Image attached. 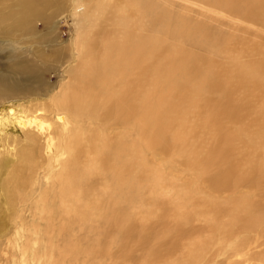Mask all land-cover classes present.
I'll list each match as a JSON object with an SVG mask.
<instances>
[{"label": "bare ground", "instance_id": "bare-ground-1", "mask_svg": "<svg viewBox=\"0 0 264 264\" xmlns=\"http://www.w3.org/2000/svg\"><path fill=\"white\" fill-rule=\"evenodd\" d=\"M172 1L99 0L87 11L97 38L82 31L81 59L68 67L77 69L52 99H32L34 84H42L46 73L36 62L20 60L16 42L8 47L13 75H0V164L19 180L13 188L1 182L0 202H10L1 207L10 212L31 205L40 219L54 212L64 222L100 223L124 243L113 264H122L120 258L124 264H181L161 250H149L142 262L135 257L133 246L141 245L132 240L144 241L146 230L137 232L129 215L145 197L154 207L141 213L143 223L157 217L155 207H166L158 205L157 192L166 190L171 158L208 175L214 249L203 246L208 264L221 258V264H264V0H184L234 21L225 52L216 46L217 57L209 50L197 58V46L209 47L212 31L175 13ZM32 17L42 19L40 12ZM0 39L17 41L4 27ZM254 106L257 116L246 121L244 113ZM192 215L186 211L177 220ZM47 229L29 234L19 264H105L106 237L92 248L71 243L60 249Z\"/></svg>", "mask_w": 264, "mask_h": 264}, {"label": "rangeland", "instance_id": "rangeland-1", "mask_svg": "<svg viewBox=\"0 0 264 264\" xmlns=\"http://www.w3.org/2000/svg\"><path fill=\"white\" fill-rule=\"evenodd\" d=\"M98 1L0 0V27H4L17 40L0 39V75H13L10 68L12 56L9 48L16 42V47L20 48L18 49L17 56L20 53L23 56L20 60L29 63L36 62L46 73L45 81L42 84H34L33 90L30 93L32 99L37 100L42 98L47 100L48 97L52 99L51 96L56 95L60 91V87L68 81V78L73 77V71L77 69L70 70L68 67L75 59H81L78 56L77 50L79 44L81 47L84 43L83 39L85 35L82 31L89 30L90 34L88 37L96 35V32L91 28V23L88 20L89 12L87 11L93 10ZM173 1V5L175 6H168L171 7V10L175 13H179L180 11L187 13L193 20L200 22L203 27L212 31V37L209 42L210 46L206 48L197 46L195 57H201L204 53L209 55V50L216 46L221 48L222 53H224L226 38L228 33L233 30L230 23H234V21L229 20L227 15L222 14L224 19L220 14L213 12V10L211 11V8L208 6L205 7L201 3L195 4V1ZM37 12H40L42 19L32 17V13L35 14ZM19 31H23L25 36H18ZM95 37L97 38V36ZM175 40L178 41L176 38ZM97 41L99 45L96 48L98 49L99 59H101L104 55L103 47L101 41ZM209 44L207 43V45ZM211 52L210 57H217V52L213 50ZM82 61L81 63L78 62L79 67L82 65ZM225 61L227 63L226 59ZM241 95V92H237L234 97L238 99ZM214 97L216 98L217 96ZM2 105L4 104L0 105V113L3 109ZM258 112V106H254L249 113H244L243 118L246 121H250L257 116ZM224 113L226 114L227 112ZM219 118L224 122L235 121L228 120L231 118L230 116H220ZM211 120L214 123L218 122V114L212 115ZM18 133V130H14L11 134L19 137L21 134ZM21 138H23V135H21ZM20 148L21 146H19ZM158 152H160V149H158ZM149 160L155 163L156 156L153 153L150 154ZM178 160H182V158ZM172 161L175 162L171 158L166 160L167 164L165 167L169 168L164 173V180L166 182L164 188L166 190L157 192L158 199L160 200L158 205L163 204L166 207L161 209L155 207L157 217L153 218L151 216L145 218V223H143L141 213L145 209L150 210L154 207V202L149 200L148 197H145L146 202L142 204L143 206H133L134 211H129L132 224L136 223L135 229L137 232L146 230L142 237L144 241H140L139 238L132 240L133 243L136 242L141 245L133 246V249L137 251V253L134 251V256H140L142 262L145 257L143 254L149 250H161L166 253L165 256L169 255L171 258L177 257L178 262L181 264H193L194 260L198 264H208L209 258L207 256L209 254L207 255V250H214L212 248V231L210 229V208L213 192L208 184V175L203 172L189 170L183 165L172 163ZM3 180L7 181L8 185L13 188L16 183L18 184L19 176H17L15 171H11L9 174L4 173L1 163L0 184ZM10 195L12 197V194ZM1 205H10V202L6 203L5 200L0 202V259L2 257H13L16 260L15 264H19L21 260L19 251L26 245L27 240L30 238L28 237L29 234L34 233L37 228H42L43 231H41L43 233H46L47 228H50L54 232V241L60 249L71 243L78 244L87 249L92 248L97 240L106 237L107 256L105 264H113V262L118 261L116 255L121 250H124L123 240L112 238L107 233L108 228L106 227L103 230V226L96 221L74 220L64 222L61 215L54 212L50 216L40 219L35 212V206H20L16 207L14 211L8 212ZM186 211L192 212L195 216L193 217L192 215L187 221L179 223L177 220L178 216L183 215ZM12 213H15V215ZM22 231L27 235L25 234L23 238H20L17 233H22ZM137 236L141 237L140 235ZM203 246L207 247V250ZM38 248L37 246V250ZM262 249L264 251V246H262ZM14 250L17 251L13 255L12 253L14 252L12 251ZM201 257H203V263H201ZM120 260H123L122 264H124V258H120ZM164 261L163 259L160 264H163ZM222 261L223 258L219 259V264ZM0 264L4 263L0 262ZM211 264H215V261Z\"/></svg>", "mask_w": 264, "mask_h": 264}]
</instances>
